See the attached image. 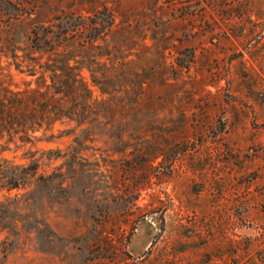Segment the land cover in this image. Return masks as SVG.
I'll return each mask as SVG.
<instances>
[{
    "label": "rangeland",
    "instance_id": "374dc122",
    "mask_svg": "<svg viewBox=\"0 0 264 264\" xmlns=\"http://www.w3.org/2000/svg\"><path fill=\"white\" fill-rule=\"evenodd\" d=\"M105 10L100 47L72 52L95 100L94 67L143 105L0 141V161L43 176L0 182V264H264V0H0L13 86L50 83L31 31Z\"/></svg>",
    "mask_w": 264,
    "mask_h": 264
},
{
    "label": "trees",
    "instance_id": "16d2710c",
    "mask_svg": "<svg viewBox=\"0 0 264 264\" xmlns=\"http://www.w3.org/2000/svg\"><path fill=\"white\" fill-rule=\"evenodd\" d=\"M19 16L28 14L20 7H16ZM101 23H85L82 17L69 23H61L44 29V36L36 30L31 31V47L41 57H29L36 61V66L43 70L42 76L48 74L50 83L36 89L21 90L12 83V75L4 65V59H18L19 49L15 40L10 37L12 28L0 25V141L7 147H24L33 144L39 134L52 131L59 123L68 121L78 126L92 124L100 117L115 114H132L143 105V95L133 94L136 99H129L130 91L125 86L107 87V79L99 78L100 69H89L93 84L100 87L102 95L107 100L98 102L93 97L90 85L82 76L79 55L73 54L74 49L93 50L100 39L107 35L115 24V17L111 11L101 13ZM97 15V16H100ZM74 18V17H69ZM17 18V20H19ZM3 35H7L3 37ZM48 60L42 63L44 56ZM107 55H98L92 59L93 65L100 66V59ZM110 60V57L109 59ZM112 64V61H110ZM123 65V64H122ZM115 66L112 64L111 68ZM113 81L112 78L109 79ZM39 162L12 165L10 161H0V182L9 190L24 187L29 179L39 176ZM42 179L43 176L38 177Z\"/></svg>",
    "mask_w": 264,
    "mask_h": 264
}]
</instances>
